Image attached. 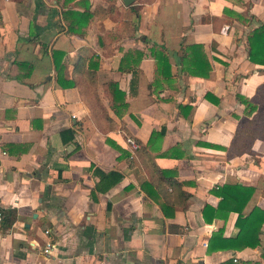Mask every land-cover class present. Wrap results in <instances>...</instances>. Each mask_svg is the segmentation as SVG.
<instances>
[{
  "label": "crops",
  "instance_id": "0c3cea01",
  "mask_svg": "<svg viewBox=\"0 0 264 264\" xmlns=\"http://www.w3.org/2000/svg\"><path fill=\"white\" fill-rule=\"evenodd\" d=\"M260 27L264 0H0V264H264V140L226 157L257 110Z\"/></svg>",
  "mask_w": 264,
  "mask_h": 264
},
{
  "label": "trees",
  "instance_id": "16d2710c",
  "mask_svg": "<svg viewBox=\"0 0 264 264\" xmlns=\"http://www.w3.org/2000/svg\"><path fill=\"white\" fill-rule=\"evenodd\" d=\"M83 14L78 15L79 18L76 20V23L78 22L80 24V18L83 17L82 16ZM87 19H88V17L84 20V25H85ZM69 30L72 32L76 31V29H74L73 27H70ZM248 43L250 46L249 57L256 61L257 55H259L261 53V51L264 47V45H263V43H264V27L254 29L251 32V34L248 36ZM158 54H159L158 55L159 64L166 66L167 57L160 52H158ZM84 63L85 62L82 60L81 63L77 64L78 65L77 67H81V65L83 66ZM91 64H93V66H96V63H91ZM85 71H88L87 73H89L90 71L93 72L92 70H89V69L88 70L85 69L84 72ZM70 84H71L70 86H73L74 82H70ZM64 85H66V83ZM81 86L83 89L82 90L83 99L85 100V102L87 103L89 108L91 109V112L94 114V116H96V118H99L101 115H103L106 117V119H108L101 102L98 100V98L96 96L97 95V93H96V89H97L96 82L94 81V83L93 82L91 83V80L88 79L87 82L82 81V84L80 85V87ZM106 87H107L109 94H110L109 95L110 96L109 106H110L112 111H115V113L120 116L122 114L124 108L126 107V103L123 101V98H122V95L124 93L121 89H119L116 82L109 83V84H107ZM106 87H105V93L108 95ZM250 100L255 103L257 110L251 116V118H246L244 116L238 122V126L235 128V131H234L232 139H231V141H232L231 145L227 149V155H226L227 158H231L235 155H241L242 153L247 152L252 145L253 139L258 138V139L264 140V83L261 84L257 88L256 95H253L252 97H250ZM117 103L120 107V110L115 108ZM108 120L111 121V119H108ZM124 135H127V134H124ZM112 174L116 176L114 182L118 181V179H120V175H117L116 173L114 174L113 172H110L106 175H112ZM100 175H102V177L106 176L104 174H100ZM219 187L221 188V190L216 191L217 190L216 189L215 191L218 193L221 192L222 199H224V201H226V195L224 194L223 191L225 189H228L229 187L227 188V186H223V185L219 186ZM234 188L238 189L237 191H240V192L236 191L237 194H241L242 192H245V190H249L248 191V194H249V192L251 190H254V188L241 186V185H236L235 187H232L231 189H234ZM247 197L248 196H246L244 198V201L247 199ZM257 211H259V209L254 208L250 212V214L247 215L246 217H244V216L240 217L241 214L239 213L240 216L237 219V224H239L238 237H240L244 234L245 228L248 227V223L251 221L253 222V217L254 216L256 217L258 215ZM0 212H1L0 228L9 227L12 225L13 222L16 221V218H17L16 209H7V210H2ZM260 222H262V220ZM260 222H258V226H260ZM250 244L254 245L256 243L250 242Z\"/></svg>",
  "mask_w": 264,
  "mask_h": 264
},
{
  "label": "built area",
  "instance_id": "2783aa9c",
  "mask_svg": "<svg viewBox=\"0 0 264 264\" xmlns=\"http://www.w3.org/2000/svg\"><path fill=\"white\" fill-rule=\"evenodd\" d=\"M123 141L127 145L131 153H135L138 149H140V144L137 143L131 136L124 135ZM0 220H1V212H0ZM47 232L48 231L46 230L45 233ZM52 246H53V243L48 241L45 245L44 252L49 253Z\"/></svg>",
  "mask_w": 264,
  "mask_h": 264
},
{
  "label": "water",
  "instance_id": "95a60500",
  "mask_svg": "<svg viewBox=\"0 0 264 264\" xmlns=\"http://www.w3.org/2000/svg\"><path fill=\"white\" fill-rule=\"evenodd\" d=\"M121 1H122V3H123V4H125V5H126V4H129V3H131L133 0H121Z\"/></svg>",
  "mask_w": 264,
  "mask_h": 264
}]
</instances>
